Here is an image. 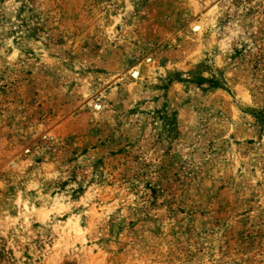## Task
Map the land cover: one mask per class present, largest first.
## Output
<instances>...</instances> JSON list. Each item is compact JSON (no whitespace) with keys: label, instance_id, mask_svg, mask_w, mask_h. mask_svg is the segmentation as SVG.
Returning <instances> with one entry per match:
<instances>
[{"label":"rangeland","instance_id":"374dc122","mask_svg":"<svg viewBox=\"0 0 264 264\" xmlns=\"http://www.w3.org/2000/svg\"><path fill=\"white\" fill-rule=\"evenodd\" d=\"M0 264H264V0H0Z\"/></svg>","mask_w":264,"mask_h":264}]
</instances>
